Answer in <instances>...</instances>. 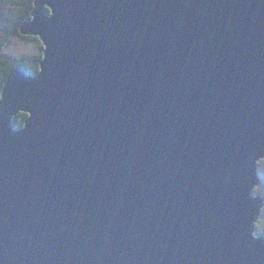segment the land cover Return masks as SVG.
<instances>
[{
	"label": "water",
	"instance_id": "95a60500",
	"mask_svg": "<svg viewBox=\"0 0 264 264\" xmlns=\"http://www.w3.org/2000/svg\"><path fill=\"white\" fill-rule=\"evenodd\" d=\"M19 31L0 264H264V0H34Z\"/></svg>",
	"mask_w": 264,
	"mask_h": 264
},
{
	"label": "rangeland",
	"instance_id": "374dc122",
	"mask_svg": "<svg viewBox=\"0 0 264 264\" xmlns=\"http://www.w3.org/2000/svg\"><path fill=\"white\" fill-rule=\"evenodd\" d=\"M0 6L9 17L7 25H0V58L18 59L26 57L28 65L30 67L33 66L39 56L41 44H38L37 41L25 42L18 38L4 39V32L12 27L16 12L5 0H0ZM256 174L258 176V184L254 187L252 196L258 195L262 202L253 224L252 235H264V156L256 162Z\"/></svg>",
	"mask_w": 264,
	"mask_h": 264
},
{
	"label": "trees",
	"instance_id": "16d2710c",
	"mask_svg": "<svg viewBox=\"0 0 264 264\" xmlns=\"http://www.w3.org/2000/svg\"><path fill=\"white\" fill-rule=\"evenodd\" d=\"M5 1L12 6L16 14L13 19L12 27H10L7 31L4 32V39L18 38L25 42L37 41V43L39 44L40 42L37 38L22 36L19 31L20 27L25 22L30 20V15L34 7V0H5ZM45 12L48 13L46 9ZM8 21H9L8 14H5L2 10V7L0 6V25L1 26L7 25ZM41 47L39 50L40 51L39 56L35 60L33 66L31 67L28 65V59L26 57H21L18 59L0 58V93L8 75L16 68H22L30 75H36L39 72L38 62L42 58ZM26 118L27 115L20 112L12 118L11 123L15 129H19L23 126Z\"/></svg>",
	"mask_w": 264,
	"mask_h": 264
}]
</instances>
